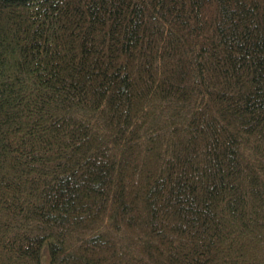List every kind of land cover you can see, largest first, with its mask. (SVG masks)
I'll list each match as a JSON object with an SVG mask.
<instances>
[{
    "label": "trees",
    "instance_id": "16d2710c",
    "mask_svg": "<svg viewBox=\"0 0 264 264\" xmlns=\"http://www.w3.org/2000/svg\"><path fill=\"white\" fill-rule=\"evenodd\" d=\"M44 247L264 264V0H0V264Z\"/></svg>",
    "mask_w": 264,
    "mask_h": 264
},
{
    "label": "rangeland",
    "instance_id": "374dc122",
    "mask_svg": "<svg viewBox=\"0 0 264 264\" xmlns=\"http://www.w3.org/2000/svg\"><path fill=\"white\" fill-rule=\"evenodd\" d=\"M45 252V247L43 249V257H42V260H43V264H48V256L46 255V252Z\"/></svg>",
    "mask_w": 264,
    "mask_h": 264
}]
</instances>
